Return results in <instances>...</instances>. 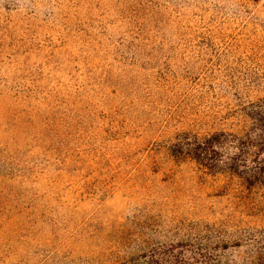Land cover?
Masks as SVG:
<instances>
[{"label": "rangeland", "instance_id": "rangeland-1", "mask_svg": "<svg viewBox=\"0 0 264 264\" xmlns=\"http://www.w3.org/2000/svg\"><path fill=\"white\" fill-rule=\"evenodd\" d=\"M263 97L264 0H0V264H116L211 226L245 259L264 190L169 145Z\"/></svg>", "mask_w": 264, "mask_h": 264}, {"label": "trees", "instance_id": "trees-1", "mask_svg": "<svg viewBox=\"0 0 264 264\" xmlns=\"http://www.w3.org/2000/svg\"><path fill=\"white\" fill-rule=\"evenodd\" d=\"M216 121L228 125L205 134H177L169 145L172 155L188 157L207 172L234 177L247 190H264V97L238 104ZM222 232V227L211 226L193 240L150 246L116 264H264V238L244 236L249 254L237 262L225 254L227 243L213 242Z\"/></svg>", "mask_w": 264, "mask_h": 264}]
</instances>
